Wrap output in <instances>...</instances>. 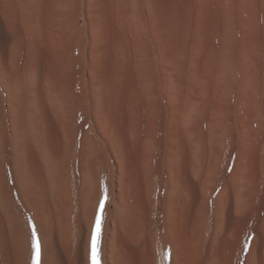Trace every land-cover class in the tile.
I'll return each mask as SVG.
<instances>
[{"label":"bare ground","instance_id":"1","mask_svg":"<svg viewBox=\"0 0 264 264\" xmlns=\"http://www.w3.org/2000/svg\"><path fill=\"white\" fill-rule=\"evenodd\" d=\"M264 264V0H0V264Z\"/></svg>","mask_w":264,"mask_h":264},{"label":"snow or ice","instance_id":"2","mask_svg":"<svg viewBox=\"0 0 264 264\" xmlns=\"http://www.w3.org/2000/svg\"><path fill=\"white\" fill-rule=\"evenodd\" d=\"M104 206V201L101 200L100 202V212L97 214L96 224L94 227L93 237H92V251H93V264H99L97 258V249L99 245V236H100V227H101V215ZM36 248V254L34 257V264H39V247L38 245H34Z\"/></svg>","mask_w":264,"mask_h":264}]
</instances>
